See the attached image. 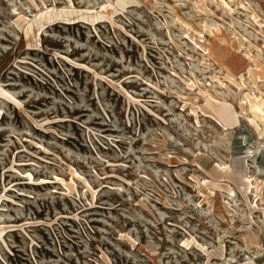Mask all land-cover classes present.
Segmentation results:
<instances>
[{
	"label": "rangeland",
	"instance_id": "rangeland-1",
	"mask_svg": "<svg viewBox=\"0 0 264 264\" xmlns=\"http://www.w3.org/2000/svg\"><path fill=\"white\" fill-rule=\"evenodd\" d=\"M0 264H264V0H0Z\"/></svg>",
	"mask_w": 264,
	"mask_h": 264
}]
</instances>
